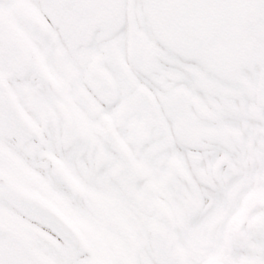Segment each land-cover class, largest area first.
I'll return each mask as SVG.
<instances>
[{"label":"snow or ice","instance_id":"1","mask_svg":"<svg viewBox=\"0 0 264 264\" xmlns=\"http://www.w3.org/2000/svg\"><path fill=\"white\" fill-rule=\"evenodd\" d=\"M0 264H264V0H0Z\"/></svg>","mask_w":264,"mask_h":264}]
</instances>
